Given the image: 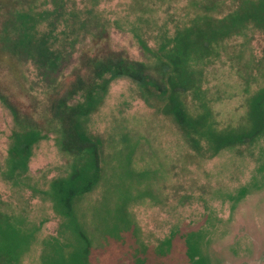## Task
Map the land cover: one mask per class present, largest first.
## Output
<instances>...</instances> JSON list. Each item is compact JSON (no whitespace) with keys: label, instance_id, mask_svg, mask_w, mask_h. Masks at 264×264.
Listing matches in <instances>:
<instances>
[{"label":"rangeland","instance_id":"rangeland-1","mask_svg":"<svg viewBox=\"0 0 264 264\" xmlns=\"http://www.w3.org/2000/svg\"><path fill=\"white\" fill-rule=\"evenodd\" d=\"M263 7L0 0V264H264V129L223 150L211 138L264 114ZM120 56L166 71V89L106 75L70 102L90 107L80 130L100 146V173L74 183L85 163L52 104Z\"/></svg>","mask_w":264,"mask_h":264},{"label":"trees","instance_id":"trees-1","mask_svg":"<svg viewBox=\"0 0 264 264\" xmlns=\"http://www.w3.org/2000/svg\"><path fill=\"white\" fill-rule=\"evenodd\" d=\"M263 9L258 12V18L264 22V12ZM247 22H251L248 18ZM209 29L213 26L212 22H209ZM215 34V32H214ZM214 38H217L214 36ZM180 52V51H179ZM185 53V52H180ZM45 56V54H44ZM184 56V55H183ZM161 75L156 76L154 70L151 66L144 63L130 61L124 57H115L106 60H96L93 63V68L90 73V77L86 79L85 77H78L77 80L70 86V88L62 95L60 98L56 99L52 104V120L55 125L61 129L63 136V150L74 156L79 162L85 163L82 167L76 170L71 181L77 183L81 179H89L90 185L94 181L91 179V174L100 173V146L97 142L88 138L80 130L79 120L80 118L89 111V108L84 106L72 107L70 102L82 92H86L90 101L95 97L99 89V81L103 80L106 75H112L113 78L128 77L134 81L142 84L151 83L156 86L161 91L166 89L165 77L166 71L158 72ZM260 107L264 104V98L260 101ZM259 107V108H260ZM172 111L175 112L177 119L181 124H185V118L183 116V109L178 104L172 106ZM254 113L260 116L258 120V126H256L247 135H237L233 137L232 135H212V141L217 146V150H223L233 144V142L251 140L255 136L259 135L264 129V114L256 108ZM32 129L29 131L24 138L23 143L25 147H29L33 142L38 139L37 127L36 125H31ZM89 185V186H90ZM89 189L87 188V191ZM73 194V192H71Z\"/></svg>","mask_w":264,"mask_h":264}]
</instances>
